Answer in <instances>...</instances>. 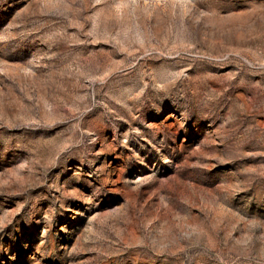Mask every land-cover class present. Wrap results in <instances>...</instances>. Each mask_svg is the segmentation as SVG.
I'll list each match as a JSON object with an SVG mask.
<instances>
[{
  "label": "rangeland",
  "instance_id": "374dc122",
  "mask_svg": "<svg viewBox=\"0 0 264 264\" xmlns=\"http://www.w3.org/2000/svg\"><path fill=\"white\" fill-rule=\"evenodd\" d=\"M0 264H264V0H0Z\"/></svg>",
  "mask_w": 264,
  "mask_h": 264
}]
</instances>
